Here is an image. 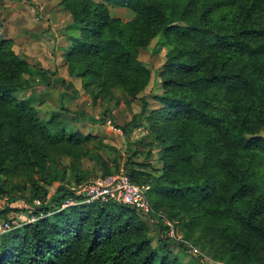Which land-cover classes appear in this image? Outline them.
Returning <instances> with one entry per match:
<instances>
[{
  "label": "trees",
  "instance_id": "1",
  "mask_svg": "<svg viewBox=\"0 0 264 264\" xmlns=\"http://www.w3.org/2000/svg\"><path fill=\"white\" fill-rule=\"evenodd\" d=\"M59 4L78 30L65 53L68 75L93 99L114 91L138 96L150 78L140 53L160 38L166 50L158 74L162 93L154 96L160 107L147 112L144 105L141 115L162 167L157 174L136 162L138 168L126 170L134 184L149 187L150 206L173 223L182 241L167 235V225L125 205L62 209L71 195L67 186L88 178L80 164L90 145L102 140L69 128L57 113L41 119L15 96L33 87L36 73L13 51L14 40L1 38L0 174L36 184L32 174L38 173L56 188L50 194L36 186L23 211L41 218L0 234V264H187L169 249L183 248L184 241L228 264H264V0ZM114 8L133 17L112 16ZM58 156L71 159L70 170L56 169ZM95 157L101 176L119 168L115 163L110 170ZM8 192L0 188L9 195L0 206L3 216L20 200ZM35 199L43 205L34 206Z\"/></svg>",
  "mask_w": 264,
  "mask_h": 264
},
{
  "label": "rangeland",
  "instance_id": "2",
  "mask_svg": "<svg viewBox=\"0 0 264 264\" xmlns=\"http://www.w3.org/2000/svg\"><path fill=\"white\" fill-rule=\"evenodd\" d=\"M38 2L40 0H0V39L16 35V32L20 31L19 28L23 27L29 29L28 32L30 33L37 30L36 26L47 28L45 41H50L48 44L50 52V48L55 45L58 46L57 39L59 40L60 37L58 32L54 33L52 31L53 26H59L57 24L66 25L68 27L65 30L70 35L73 33L71 28L73 25L68 19L70 17L60 6L59 0L50 3L47 5V9H44L46 14L54 11L58 15V21L47 20V15L43 14V11H38V14H42V17L39 18L36 9ZM111 15L125 21L133 17L130 11L118 8L111 9ZM33 38L34 36L25 37L23 43L17 44L16 50L20 52L22 49L21 54L18 53V55L23 58L28 56V60L25 59L35 70L34 82L36 83L28 90L16 92L15 96L26 99L37 110L41 119L47 121L53 114L57 113L59 115L57 116L58 120H64L69 128L79 130L84 135L92 134L102 140V145L99 147L91 144V154L81 161L80 168L87 173V180L103 175V166L96 159V155L103 158L110 170H114L116 164H119V167H124L130 171L131 165L138 168L137 162L150 164L147 170L158 174L162 167V160L158 154L159 148L152 141L151 136L148 135L149 130L141 111L144 105L148 108L147 112L160 107V104L154 99L155 95L162 93V82L158 74L166 61V50L161 46L160 38H154L148 48L140 53V60L150 70V78L148 85L138 96L133 98L121 91H114L112 95L97 99H93L85 91L80 79H74L68 75L65 54L61 53L68 50L65 47L66 45H61L62 47L54 54V61L44 54L43 58H46V61L35 62L39 50L38 45H35L37 42L33 41ZM65 41H68V39H65ZM24 52L27 54H24ZM38 70L43 74L44 80L37 74ZM40 80L47 82H40ZM98 119L101 121H98ZM107 119H110L113 126L120 128L121 131L119 133L113 132L104 121L102 122V120ZM139 121H141V124H139ZM261 135L264 137V129L261 131ZM54 164L58 171L70 170L71 159L58 156ZM32 177L36 184L31 183L29 178H13L0 174V188L11 190L8 194L16 193L20 198L17 208L14 206V209L5 216L0 214V224L9 219L24 220L27 218V212H24L23 209L27 205V201L32 198V192L36 186L40 190L53 191L54 186L47 185L42 181L40 174L33 173ZM8 197L9 195L6 193L0 194V206ZM160 236L163 239L168 237L165 233L160 234ZM153 237L154 245H158L159 236L153 234ZM168 244L172 245L171 242H168ZM183 244V248H175L172 245L169 246V249L178 253L179 257L187 264H202L190 253L189 250L193 248L213 259L207 253L209 248L189 241H184Z\"/></svg>",
  "mask_w": 264,
  "mask_h": 264
},
{
  "label": "built area",
  "instance_id": "3",
  "mask_svg": "<svg viewBox=\"0 0 264 264\" xmlns=\"http://www.w3.org/2000/svg\"><path fill=\"white\" fill-rule=\"evenodd\" d=\"M105 123L113 132L119 133L121 131L120 128L113 126L110 119L105 120ZM67 187L71 195L62 204V209L79 204H106L110 202L125 205L134 209L142 216L150 218L154 223L162 222L167 225L169 228L167 235L176 241H182L173 223L163 214L156 213L150 206L147 198L149 187L134 184L131 181L128 171L124 167H119L109 175L98 176L79 184H71ZM55 188L54 186L52 192H54ZM52 192H50V194H52ZM33 205L42 206L43 202L40 199H35ZM28 213L29 215L24 220L14 218L4 221L3 224H0V234L16 229L23 224L32 223L41 218V216H36L30 211H28ZM189 251L192 256L200 260L202 264H227L209 258L206 254L195 248Z\"/></svg>",
  "mask_w": 264,
  "mask_h": 264
},
{
  "label": "crops",
  "instance_id": "4",
  "mask_svg": "<svg viewBox=\"0 0 264 264\" xmlns=\"http://www.w3.org/2000/svg\"><path fill=\"white\" fill-rule=\"evenodd\" d=\"M56 1L57 0H51V1H49V0H40V2L37 3V7H36L38 17L39 18L42 17V14H38V11H41V12L43 11V14H46V13H44V9L45 8L47 9V5H49L52 2L54 3ZM52 5H54V4H52ZM48 10L50 11V9H48ZM46 15H47L46 16L47 20L50 19L51 21H58V19H59L58 15L54 11H50ZM68 19L70 20V18H68ZM50 23H53V22H50ZM57 25H59V26H55V27L53 26L52 27V31L54 33L58 32L59 35H60L59 40L57 39L58 46L55 45L54 47L50 48V52H49V48H48V44H49L50 41H47V42L45 41V35H46V29L47 28H40L39 26H36L35 28H37V30H35L32 33H30V32H28L29 29L23 27V28H19L20 31H17L16 35L11 36V37H5V38L13 39L14 40L13 51L16 54H18V53L21 54L22 49L20 50V52H19V50L18 51L16 50L17 44L23 43L24 42L23 39L25 37H27V36L28 37H33L34 36L33 41L35 40L37 42V44H35V43L34 44L38 45L37 47H38V50H39L38 51V55H37L38 58L35 60V62H44V61H46V58H43L44 54L46 55L47 58L53 59V61H54V54L60 49V47L66 45L65 46V47H67L66 49H69V47L71 45V42H72V39H74L75 37L78 36V30L74 26H71L73 33L70 35L69 32L65 30V28H67L68 26H66V25L64 26L63 24H57ZM76 32H77V34H76ZM25 33H27V34H25ZM65 39H68V41H65ZM60 41H61V43H60ZM23 49H24V45H23ZM66 52H61V53H63V55H64ZM24 54H27V53L24 52ZM25 58L28 60V56H26ZM38 71L40 72V70H38Z\"/></svg>",
  "mask_w": 264,
  "mask_h": 264
}]
</instances>
